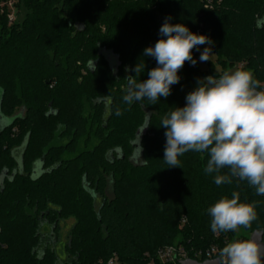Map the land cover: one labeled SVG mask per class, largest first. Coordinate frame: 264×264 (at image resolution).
I'll return each instance as SVG.
<instances>
[{"label":"trees","instance_id":"1","mask_svg":"<svg viewBox=\"0 0 264 264\" xmlns=\"http://www.w3.org/2000/svg\"><path fill=\"white\" fill-rule=\"evenodd\" d=\"M12 1L26 6L21 22L10 23L3 10ZM169 16L206 35L226 67L251 70L264 85V0H0V112L26 109L0 128V264H98L113 256L120 264H148L146 253L166 245L224 246L236 232L217 237L207 210L233 192L241 202H258V219L246 230H261L264 239V196L246 181L217 186L215 174L204 171L207 153L184 154L181 167L163 160L161 119L185 106L207 77L197 60L185 62L167 98L123 102L125 78L135 76L126 67L143 61L137 79H148L157 64L143 52L161 38ZM146 122V134L138 133ZM70 218L62 260L44 244L43 229L58 235Z\"/></svg>","mask_w":264,"mask_h":264},{"label":"clouds","instance_id":"2","mask_svg":"<svg viewBox=\"0 0 264 264\" xmlns=\"http://www.w3.org/2000/svg\"><path fill=\"white\" fill-rule=\"evenodd\" d=\"M166 17L159 29L161 38L154 46L144 49L143 55L155 59L157 66L148 72V79L138 80L144 71L140 61L129 75L123 102L147 99L156 104L167 98L171 87L180 81L178 72L185 62L193 65L192 51L212 41L196 34L184 24H172ZM210 47L200 55L207 61ZM115 71V70H114ZM183 107H174L161 119L166 129L163 160L169 167H181L180 157L188 152L207 153L204 171L215 174L217 186L232 184L233 178L246 181L256 195L264 196V85L251 70L236 69L217 76L197 80V86L186 97ZM115 115L123 112L117 108ZM150 123L146 122L143 129ZM227 169V172L223 170ZM258 202L240 201L238 192L224 196L208 208L213 233L251 229L258 219ZM218 264H264V241L255 237L236 239L220 251Z\"/></svg>","mask_w":264,"mask_h":264},{"label":"rangeland","instance_id":"3","mask_svg":"<svg viewBox=\"0 0 264 264\" xmlns=\"http://www.w3.org/2000/svg\"><path fill=\"white\" fill-rule=\"evenodd\" d=\"M2 7L4 11H7V16H8L10 23L14 21L21 22L26 16L27 9L23 3L17 5L16 1L15 2L12 1V2H9L8 5H3ZM206 47H210V50L207 53L209 60L201 61L200 55ZM193 58L198 61V64L201 70L206 71L207 76L214 75L215 73L221 74V73H224L225 71H233V70L239 69V65H235V66L227 65L226 67V64L222 63L223 60H219V57L213 52L211 45H208V44L200 45L198 48H196ZM1 96H2V91L0 89V99H1ZM13 120H14V116L3 117L1 119L0 125L1 126L9 125L13 122ZM108 195L109 196L112 195V193L110 192V189L108 191ZM73 222H74L73 219H69L62 223L61 232H60V239H62V241L61 243L56 245L58 249H62L63 243H67ZM44 231H46L44 232V234L48 235L49 230L45 229ZM251 234L252 233L247 231L245 228H241L236 231L235 236L232 238V241L236 240L237 238H242V237H246L248 239L251 237ZM115 264H120V263L115 262Z\"/></svg>","mask_w":264,"mask_h":264},{"label":"built area","instance_id":"4","mask_svg":"<svg viewBox=\"0 0 264 264\" xmlns=\"http://www.w3.org/2000/svg\"><path fill=\"white\" fill-rule=\"evenodd\" d=\"M216 236L219 237V232H216ZM224 246L226 245V240L224 241ZM220 244H212L207 248H191L186 249L184 245L181 244H171L159 248L154 256H150L146 253L149 258L148 264H180V261L185 259H195L202 261V259H218L221 249L224 247ZM117 262V257L113 256L108 261H99L98 264H115Z\"/></svg>","mask_w":264,"mask_h":264},{"label":"flooded vegetation","instance_id":"5","mask_svg":"<svg viewBox=\"0 0 264 264\" xmlns=\"http://www.w3.org/2000/svg\"><path fill=\"white\" fill-rule=\"evenodd\" d=\"M101 101H102V99L100 100V102H101ZM109 103H110V102H108V100H105V104L107 105V113H109V105H110ZM25 111H26L25 108H20L19 110H17V112L15 113V115H12V116H14V120H15L17 117H19V118L22 117V116H23L22 114H24ZM3 117H7V115H3V114L0 112V122H1V119H2ZM14 120H13V122H14ZM6 126H8V125H5V126H1V125H0V128H4V127H6ZM138 131H139V130H138ZM146 132H147V131H146ZM142 134L145 135L146 133H142ZM65 142H67V140H65ZM96 142H97V141H93V143L90 145V149H93V148H94ZM132 144H133V146H135L138 150H139V148H141V147H140V145H141V141H140V140H134ZM84 147H85L84 143L81 142L80 149H81V150H82V149H86V148H84ZM14 154L16 155V157H17L18 160H22V156H21V155H22V148H21V147L16 148V149L14 150ZM17 170L20 171L21 173H23V169H22V167H21V164H20V166L17 168ZM109 189H110V192L112 193L111 196L108 195V191H109ZM106 194H107V197H108V198H111V197L113 196V181H112V180H110L109 183H108L107 190H106ZM101 203H102V198H101L100 196H97V197H96V204H97V207H98ZM70 219H73V220H74V222H73V224H72V227H73L74 224H75V219H74V218H70ZM67 220H69V219H67ZM67 220H62V221L60 222V231H59L58 235H53L54 233H51V227H49V226H47V225H45V227H44V229H43V234H44V232H46V231H44L45 229H48V230H49L48 235H47V234H46V235L44 234V239H43L44 244H45V243H50V244L52 245V247L55 248V250L58 252V254H59V256H60V258H61L62 260H64V259L66 258V255H65V252H64V247H65V244H66V243H63L62 249H58V248L56 247V245L59 244V243H61V241H62V239H60L61 227H62V223L65 222V221H67ZM72 227H71V229H72ZM70 232H71V230H70ZM69 238H70V233H69ZM69 238H68V241H69ZM68 241H67V242H68Z\"/></svg>","mask_w":264,"mask_h":264},{"label":"water","instance_id":"6","mask_svg":"<svg viewBox=\"0 0 264 264\" xmlns=\"http://www.w3.org/2000/svg\"><path fill=\"white\" fill-rule=\"evenodd\" d=\"M146 131H147V128H145V129L142 128L138 131V133H146ZM253 237H255L257 240L264 241L263 231H261V230L253 231L250 238H253ZM180 264H218V259L217 258L216 259H207L204 261H198L195 259H185V260L180 261Z\"/></svg>","mask_w":264,"mask_h":264}]
</instances>
